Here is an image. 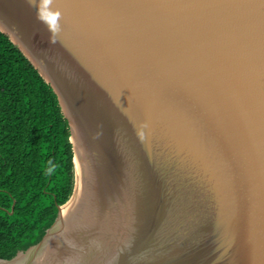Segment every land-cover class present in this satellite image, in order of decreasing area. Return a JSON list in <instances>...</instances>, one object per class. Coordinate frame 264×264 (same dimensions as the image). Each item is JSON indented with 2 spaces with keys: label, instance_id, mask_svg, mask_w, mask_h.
<instances>
[{
  "label": "water",
  "instance_id": "obj_1",
  "mask_svg": "<svg viewBox=\"0 0 264 264\" xmlns=\"http://www.w3.org/2000/svg\"><path fill=\"white\" fill-rule=\"evenodd\" d=\"M0 30L58 95L84 168L99 119L130 180V235L87 264H264V0H0ZM62 206L0 264H64Z\"/></svg>",
  "mask_w": 264,
  "mask_h": 264
},
{
  "label": "trees",
  "instance_id": "obj_2",
  "mask_svg": "<svg viewBox=\"0 0 264 264\" xmlns=\"http://www.w3.org/2000/svg\"><path fill=\"white\" fill-rule=\"evenodd\" d=\"M75 152L58 95L0 30V258L38 243L73 195Z\"/></svg>",
  "mask_w": 264,
  "mask_h": 264
},
{
  "label": "bare ground",
  "instance_id": "obj_3",
  "mask_svg": "<svg viewBox=\"0 0 264 264\" xmlns=\"http://www.w3.org/2000/svg\"><path fill=\"white\" fill-rule=\"evenodd\" d=\"M94 126L97 130V141L102 145L101 160L93 162V165L88 162L90 168L85 169L81 156L76 154L78 184L71 199L62 206L64 224L57 237L69 247L64 253V264H87V259L95 254V246L98 244L107 250L114 245L110 241L122 238L125 240L131 230L129 219L132 220L135 213V196L129 187L130 180L122 173V160L112 149L108 150L106 147L109 132L99 119ZM83 239L94 244L92 250L86 254L83 250L76 249L75 243ZM60 245L53 243L46 251L48 256L41 262L48 263L54 257L61 258L63 255H57L65 248L62 246L59 251ZM88 254L89 257L86 258Z\"/></svg>",
  "mask_w": 264,
  "mask_h": 264
},
{
  "label": "rangeland",
  "instance_id": "obj_4",
  "mask_svg": "<svg viewBox=\"0 0 264 264\" xmlns=\"http://www.w3.org/2000/svg\"><path fill=\"white\" fill-rule=\"evenodd\" d=\"M76 163V162H75ZM75 175L77 176V180H76V185H75V187L77 186V184H78V180H79V176H78V169H77V166H76V171H75ZM76 189V188H75ZM74 192H75V190H74ZM74 192H73V194H74ZM73 196V195H72ZM71 196V197H72ZM71 199V198H70Z\"/></svg>",
  "mask_w": 264,
  "mask_h": 264
}]
</instances>
